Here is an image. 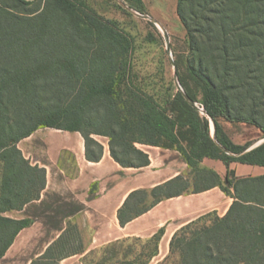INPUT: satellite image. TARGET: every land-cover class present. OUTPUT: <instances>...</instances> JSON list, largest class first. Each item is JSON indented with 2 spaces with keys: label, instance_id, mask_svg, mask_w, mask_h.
<instances>
[{
  "label": "trees",
  "instance_id": "16d2710c",
  "mask_svg": "<svg viewBox=\"0 0 264 264\" xmlns=\"http://www.w3.org/2000/svg\"><path fill=\"white\" fill-rule=\"evenodd\" d=\"M87 11L81 0H0V259L30 223L3 213L38 199L46 182L45 168L31 164L18 142L52 127L80 132L91 161L102 154L93 134L108 137L110 154L123 167L148 165L137 144L183 155L192 184L190 177L177 176L131 192L117 213L121 225L182 192L218 186L231 195L223 216L207 213L179 228L169 253L156 264H174L173 257L176 264H264V174L237 178L230 169L232 162L264 166V141L249 148V142L233 143L222 129V121L248 123L264 138V0H177L188 43L185 68L197 92L185 78L179 80L203 112L182 92L157 99L133 85L126 76L132 71V46ZM205 157L225 164L223 179L200 168ZM161 233L115 241L90 250L83 261L133 240L142 242L141 248H127L114 263L148 264ZM79 234L68 224L30 264H61L83 253L84 245L75 246Z\"/></svg>",
  "mask_w": 264,
  "mask_h": 264
},
{
  "label": "crops",
  "instance_id": "0c3cea01",
  "mask_svg": "<svg viewBox=\"0 0 264 264\" xmlns=\"http://www.w3.org/2000/svg\"><path fill=\"white\" fill-rule=\"evenodd\" d=\"M232 125L222 121L224 133L235 144L246 143L234 137ZM210 134L214 138L212 126ZM92 138L102 145L97 161L86 158L84 138L78 131L40 127L18 142L31 164L45 168L46 182L38 199L5 212L7 217L30 223L17 233L0 263L30 264L71 224L86 233L84 252L62 259L61 264H83L81 258L90 250L127 238L147 240L162 230L157 253L148 263L156 264L169 253V242L179 228L207 213L223 216L233 201L218 186L182 192L164 197L121 225L117 213L131 192L152 189L177 176L190 177L191 185V170L176 149L146 144L136 146L148 155V165L123 167L111 156L108 137L93 134ZM257 138L249 148L264 141ZM200 168L214 171L222 179L227 174L219 159L205 157ZM230 169L237 178L264 174V166L239 162H232Z\"/></svg>",
  "mask_w": 264,
  "mask_h": 264
},
{
  "label": "rangeland",
  "instance_id": "374dc122",
  "mask_svg": "<svg viewBox=\"0 0 264 264\" xmlns=\"http://www.w3.org/2000/svg\"><path fill=\"white\" fill-rule=\"evenodd\" d=\"M81 1L88 9L87 12L118 31L124 42H127L128 46H132V71L129 74L127 73L126 76L129 81H132L133 85L142 87L141 89L146 94L157 99H163L167 95L177 92L185 94L179 80V76H181L197 92V87L185 68L188 43L185 29L177 15V0H121L126 5L130 3L141 8L145 11V14L155 19L167 33V38L164 37L156 25L155 27L149 23L150 20L123 7L119 3L120 0ZM198 96L200 100L201 97ZM232 124L234 137L243 140V142L246 140V143L249 142L250 146L258 140V136L262 137V133L254 125L240 122ZM193 188V186H190L189 190ZM79 236L80 239L75 246L85 245L83 240L86 239V233L82 232ZM142 244V242L129 240L118 245L117 248L112 247L97 251L85 258V261L81 258V261L83 264L90 261L94 264H115V261L126 255L124 251L127 248L132 247L139 250ZM127 257L131 258L130 255ZM76 258L73 257L71 260H76ZM171 261L176 264V257H173ZM0 264H5V261ZM64 264H67V261Z\"/></svg>",
  "mask_w": 264,
  "mask_h": 264
},
{
  "label": "water",
  "instance_id": "95a60500",
  "mask_svg": "<svg viewBox=\"0 0 264 264\" xmlns=\"http://www.w3.org/2000/svg\"><path fill=\"white\" fill-rule=\"evenodd\" d=\"M119 3L123 6V7H125V8H127V9H129V10H131V11H133L132 10V8L131 7H129L128 5H126L123 1H119ZM144 17H146V18H148L150 21H152L155 25H157V27L161 30V32L163 33V35H164V37L165 38H167V33L165 32V30L163 29V27L162 26H160V24L155 20V19H153L151 16H149V15H143ZM167 46H168V43H167ZM184 96H185V98L193 105V106H195V102H192L190 99H189V97L186 95V94H184ZM210 122H211V126H212V128L214 129V123H213V121L212 120H210ZM224 151H226L225 150V148H223L222 146H220ZM227 152V151H226ZM227 153H229V152H227Z\"/></svg>",
  "mask_w": 264,
  "mask_h": 264
},
{
  "label": "built area",
  "instance_id": "2783aa9c",
  "mask_svg": "<svg viewBox=\"0 0 264 264\" xmlns=\"http://www.w3.org/2000/svg\"><path fill=\"white\" fill-rule=\"evenodd\" d=\"M129 6V5H128ZM129 7H131V6H129ZM132 8V12L133 13H135L136 15H138V16H141V17H143V18H146V17H144L143 15H148V14H145V13H143V12H139L138 10H136L135 8H133V7H131ZM148 19V18H147ZM149 20V19H148ZM155 25V24H154ZM157 26V25H156ZM195 107L197 108V109H199L201 112H203V107L202 106H200L197 102H195Z\"/></svg>",
  "mask_w": 264,
  "mask_h": 264
}]
</instances>
